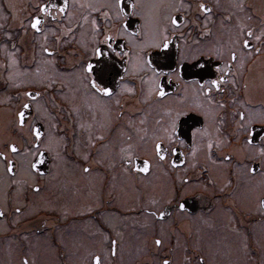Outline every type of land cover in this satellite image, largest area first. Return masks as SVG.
Listing matches in <instances>:
<instances>
[{
	"label": "flooded vegetation",
	"instance_id": "1",
	"mask_svg": "<svg viewBox=\"0 0 264 264\" xmlns=\"http://www.w3.org/2000/svg\"><path fill=\"white\" fill-rule=\"evenodd\" d=\"M256 1L238 2L243 4L241 9L235 7V2L191 0L193 8L200 2L211 8L207 25L209 33L203 37L200 35L203 16L199 26L193 27L191 32L180 28L173 34L169 29V51L173 63L163 68L166 75L159 77L168 93L165 97L147 95L151 73L141 69L130 70L123 81L117 77L112 84L114 94L111 97L93 98L74 75L75 67L79 65H71L72 60H78L84 53L77 40L81 39L82 32L85 39L91 36L87 29L77 28L75 38L66 36L64 40L68 42L62 40L59 45L50 36L45 46L56 49L57 54L54 57L43 56L55 61L54 65L50 64L52 72L44 74L43 83L32 81L12 86L19 81L10 83V70L16 67L30 71L38 69L44 33L37 38L30 28L25 31L24 26L28 25L30 17L37 14L38 5L45 0H0V100L4 99V91L12 95H9L11 101L0 103L2 134L9 130L4 126V121H8L7 125L16 132L15 140L24 143L17 135L20 130L13 123V109L19 103L17 93L31 89L42 94L38 103L44 111L47 109V115L44 114L46 122L39 119L44 127L45 142L49 137L53 143L57 139L60 141L56 149L59 158L54 160V152L45 149V169L30 174V180L23 189L21 183H11V180L24 182L19 167L21 157L9 156V159L17 160L18 171L10 178L0 172V212H3L0 216V246L15 247L13 254L29 263L27 250L31 239L27 237L41 233L47 235L51 244L66 258L70 254L66 255L68 249L65 250L64 245L68 247L73 242L69 240L71 235L68 232H80V236L85 237L79 240L83 244L88 243L90 237L100 240L101 235L105 236V244L110 248L108 257L114 262L120 259L123 263L127 260L139 264L151 262L153 255L149 254L148 246L154 245L151 251L159 260L170 259L172 264H264V158L256 156L254 149L246 144V133L236 129L238 117L232 115L233 110L244 111L246 117H252L257 140L264 136L261 125L264 118V48L259 57L254 54L246 58L243 67L239 68L236 87L225 97L229 101L234 98L235 103H229L226 110L209 108L197 96L195 86L185 83L192 79L190 76L177 79L171 71L177 67L174 62L179 58L177 45L183 50L199 48L205 51V59H208L206 50L214 45L227 46L240 23L255 25L258 30L264 21V0ZM75 2L86 5L90 0ZM154 2L156 0H138L144 7L137 11L143 12L145 19L128 17L130 30L150 26L147 22L152 10L147 6ZM69 3L68 11L75 13L71 20L58 18L52 21L50 16L45 17L47 22L43 26L46 30L53 24L58 28H71L82 13L90 11L71 7L73 0ZM124 3L130 4L131 0H124ZM92 15L99 23H105L98 13ZM112 23L116 21H110L109 26ZM59 34L57 31L56 35ZM113 35L117 45L127 42L126 37ZM197 41L198 45L194 43ZM73 50H76V56L69 55ZM144 51L147 55L149 51L155 53L158 50ZM10 53L14 57L16 54L18 61L13 68L8 67L10 58L7 54ZM85 55H90V51ZM113 62L117 70L122 69L121 58L113 57ZM119 74L124 75L122 71ZM49 80L52 81L51 87L48 86ZM121 84L134 87L136 92L121 91ZM215 98L220 99L219 96ZM197 103H203L202 110L207 113L206 119L199 117L201 124H206L207 134L197 137L196 152L192 151L190 134H185V126L181 125L179 133L184 144L175 145L178 152L168 151L166 159L159 161L151 152L152 136L168 120L165 109L190 111ZM5 106L7 113L3 121L2 109ZM30 111L31 123L36 120L35 106ZM221 117L225 121L222 125L219 124ZM209 139L214 142L210 154L206 147ZM218 139L222 141L219 147L215 145ZM6 142L11 141L0 138V150L7 147ZM165 148L168 149L167 144ZM129 151L131 163H126ZM39 154L37 151V157ZM143 159L151 160L147 173L137 169L138 160ZM173 161L176 162L175 167L172 166ZM253 166L256 168L254 173L249 171ZM85 168L88 171H84ZM41 172L44 174L40 175ZM37 184L38 191L34 190ZM180 203H184V210L179 208ZM16 208H20L19 213ZM160 211L165 212L163 218L153 215ZM109 215L120 221L123 231L110 225ZM146 229L151 230L147 238L133 243V230L143 232ZM157 239L162 241L160 245L155 244ZM113 240L116 241L114 256L111 254ZM132 247H136L137 255H133ZM146 247V253H142Z\"/></svg>",
	"mask_w": 264,
	"mask_h": 264
},
{
	"label": "snow or ice",
	"instance_id": "2",
	"mask_svg": "<svg viewBox=\"0 0 264 264\" xmlns=\"http://www.w3.org/2000/svg\"><path fill=\"white\" fill-rule=\"evenodd\" d=\"M69 7V0H45L44 3L38 5L37 14L30 17L28 25L24 26L25 31L30 28L37 38H39L41 33H44L40 54L42 56L54 57L57 54V50L45 46L48 44L50 36L59 45L62 40L65 43L68 42L64 40L66 36H73L75 38L77 28L81 30L87 29L91 33V36L85 39L84 32H82L81 39L77 40L80 47L84 49V53L80 54L78 60H72L71 65L73 67L79 65L75 67L74 75L85 92L93 98L111 97L114 94L112 84L117 77L123 81L125 75L129 74L130 70L135 72L141 69L151 73L148 96L154 94L157 97L163 98L168 95L159 77L166 75L162 69L170 67L173 63L172 53L169 51V29L173 30V34H175L176 29L180 28L191 32L193 27L199 26L200 17L203 16L204 24L200 32V35L203 37L209 33L207 25L212 11L204 2L196 4L195 8H193L191 0H187V2L185 0H156V2L147 6L152 10L150 20L147 22L150 26L146 28L138 26L136 29L130 30V25L127 22L128 17L138 16L141 20L145 19L143 12L137 11L138 8L144 7L138 3V0H131L130 4H125L124 0H90L86 5H78L73 0L71 7L87 8L90 11L82 13L77 19V23L73 24L71 28H58L55 24L47 30L44 28L43 25L47 22L45 17L50 16L52 21H56L58 18H68L71 20L75 13H70L68 11ZM235 7L242 9L243 4H237ZM127 8H130L131 11H126ZM53 12L56 14L53 15ZM93 13H98L105 23H99L97 17L92 15ZM112 20H115L116 23H112L109 26V22ZM57 31L60 32L59 35H56ZM113 34L117 38L126 37L127 42H121L117 45ZM180 35L183 37V32ZM194 43L199 44L198 41ZM185 44H187V41H185ZM256 45H259V47ZM13 48L15 49V45H13ZM262 48H264V21L261 22L258 30L255 25L249 26L240 23L238 31L229 38L227 46L214 45L206 50L208 59H205V51L199 48L183 50L180 45H177L179 58L174 61L177 67L171 71L175 73L177 79H183L185 75L190 76L192 79L185 81V83H191L195 86L194 90L197 96L209 108L226 110L229 103H235L234 98L229 101L225 97L228 96L232 88L236 87L239 68L243 67L246 58H251L254 54L259 57ZM145 49L158 51L155 53L149 51L146 55ZM16 51H19V49H16ZM89 51L90 55H85ZM69 55L76 56V50H73ZM9 56L8 67L13 68L18 64V61L11 53ZM113 57L121 58L122 69L117 70ZM209 61H211V64ZM46 63L54 65L55 61L47 60ZM120 71L124 75H120ZM18 75L19 73L10 71L8 80L14 82ZM168 78L171 80L172 76L169 75ZM36 82L43 83L44 81L40 80ZM19 83L17 82L12 86L18 87ZM28 83H31V81ZM51 84L52 81L49 80L48 86L51 87ZM119 87L121 91H126L130 94L136 92L134 87L127 84H121ZM41 95L40 92H35L31 89L17 93L19 103L13 109V123L20 130L21 139L24 143L21 144L13 139L11 142H6L7 147L4 150H0V172L5 177L10 178L15 176L18 171L17 160L9 159V156H20L19 167L28 174L38 172V166L44 163L43 160L37 159V151H39L41 156H44L46 155L44 151L46 149L47 152H54V160L59 158V152L56 149L59 148L60 141L57 139L53 143L51 137H49L48 141L45 142L44 127L39 123L40 116L37 115L34 122H29V117L32 114L30 110L34 106L37 113L40 112L42 106L38 101ZM216 96H219L220 99H216ZM11 99L12 97H5L0 100V103L9 102ZM119 102V100L116 101L117 104ZM203 108V103H197L190 111H181L173 108L165 109L168 120L152 136L151 152L159 161L166 159L168 151L173 154L177 153L178 148L175 145L184 144V140L180 139L179 133L181 125L185 126V134H190L192 138V151L193 153L196 152L197 137H203L207 134L206 124L202 125L199 119L200 116L205 117V119L207 117V113L202 110ZM193 113H196V115L194 116ZM232 115L233 117H238L235 120L236 129L246 133L244 137L246 144L254 149L256 156L264 158V136H260L257 140L255 134L256 126L251 123L252 117H246L244 111L236 112L235 110H233ZM224 122V118L221 117L219 124L222 125ZM193 124L199 126L194 127ZM261 125L264 127V118L261 119ZM213 143V140L209 139L206 144L209 154L213 148ZM166 144L168 145L167 150L165 148ZM221 144V140L215 141L217 147ZM21 148H23V152H21ZM128 148L131 149L132 146L129 145ZM29 156L31 157L30 160L28 159ZM127 157L126 163H131V151L127 153ZM253 164L255 165V160H253ZM150 166V159L138 160L137 162V169L145 173L150 170ZM172 166H176L175 161L172 162ZM84 171H88V169L85 168ZM249 171L254 173L256 171L255 166L250 168ZM39 174L43 175L44 173L41 172ZM22 182L20 180H11L13 184ZM34 190H39L38 184L34 186ZM179 208L184 210V203H180ZM15 211L19 213L20 208H16ZM2 215L3 212H0V216ZM153 215L163 218L165 212L160 211L153 213ZM161 243L160 239L155 240L156 245H160ZM115 252L116 241L113 240L111 254L114 256ZM94 259L95 264H101L100 255L95 256ZM187 259L188 257H185V260ZM201 260H203V257H201ZM23 264H28L27 259L23 261ZM158 264H172V262L170 259H163L162 261H158Z\"/></svg>",
	"mask_w": 264,
	"mask_h": 264
},
{
	"label": "rangeland",
	"instance_id": "3",
	"mask_svg": "<svg viewBox=\"0 0 264 264\" xmlns=\"http://www.w3.org/2000/svg\"><path fill=\"white\" fill-rule=\"evenodd\" d=\"M235 2L236 4H238V2H242L243 0H218V2ZM254 2H257L256 0H254ZM7 51V50H6ZM9 52V51H7ZM7 56L10 58V56L7 54ZM15 58H16V54H15ZM47 59L46 56H40V59L38 61V69L39 71H30L29 69H20L18 67H16V69L10 70L12 72H16L19 73V75L16 77V80L19 81L21 85H25L28 84V82H36V81H40V80H44V74L46 73L49 74L52 72V67L49 63H46ZM9 71V72H10ZM10 83H15V82H10ZM41 86H44V84H41ZM6 88V87H5ZM4 97H9L12 96L10 93L8 95L7 92L4 91ZM43 108V107H42ZM7 106L4 107L3 110V121L6 118V113H7ZM42 115L36 113L35 114V118L37 117V115L40 116V120L44 123L47 120V114L44 111V108L42 109ZM44 114L45 117H44ZM8 122V121H7ZM7 122L4 121V126L6 128H9V130L6 129V132L4 130V134H2V124L0 127V138H4L5 141H11L13 139H15L14 134H16L15 130L11 128V126L7 125ZM19 137H21V133L17 134ZM23 152V151H22ZM26 164V163H25ZM26 167V166H25ZM20 174L22 176V178L24 179V182H22V189L25 186V183L30 180V174L26 173L23 171V169H21ZM108 220L110 221V225L114 226L116 229H120L121 231L124 230L123 226L121 225L119 220L115 221V216L114 218L111 217V215L108 216ZM69 231V230H68ZM135 230H133L132 232V236H133V243L134 240H139V241H143L145 240V238H147V236L150 234L151 230L150 229H146L143 232H134ZM71 236H67L69 238L70 241H73L72 243H70V245L68 247H65L64 245V249L67 250L66 251V255L67 253L70 254L68 257H64V255L60 254L59 250H56L57 248H55V246L53 244H51L49 237L45 234H41L38 233L36 235H31L28 236L27 239H31V245L30 247H28L27 250V254L29 257V263L30 264H93L92 262V256L94 253L96 254H100L101 256V263L102 264H139V263H132V261H126V262H121L120 259L118 261H111L108 257L109 254V246H106V241L104 239L105 236L101 235L100 240L94 238V237H90V241L88 243H81L79 242V240L82 238L83 240L85 239V237L80 236V232H74L73 234H71V232H68ZM60 238H61V234ZM99 241V242H97ZM64 242V241H63ZM14 248L12 246H0V264H23L22 258H17L14 252ZM133 248V255H137L135 252L136 247H132ZM155 246H148V250L150 251L149 254L153 255V260L151 262H147L145 264H158L159 257L156 256L154 254L153 251H151V249H154ZM16 249V248H15ZM146 248H144V250H141L142 253H146ZM121 250H123V247H121ZM28 263V264H29Z\"/></svg>",
	"mask_w": 264,
	"mask_h": 264
},
{
	"label": "water",
	"instance_id": "4",
	"mask_svg": "<svg viewBox=\"0 0 264 264\" xmlns=\"http://www.w3.org/2000/svg\"><path fill=\"white\" fill-rule=\"evenodd\" d=\"M40 124H42L41 122H39ZM37 159H39V160H43L44 161V163L42 164V165H40V166H38V169H45V166H46V159H45V156H41L40 154L38 155V157H37ZM95 256H97V255H95ZM95 256L93 257V263L95 264Z\"/></svg>",
	"mask_w": 264,
	"mask_h": 264
}]
</instances>
